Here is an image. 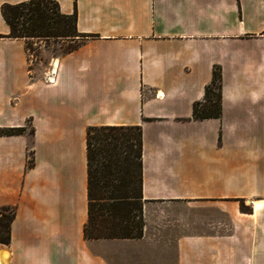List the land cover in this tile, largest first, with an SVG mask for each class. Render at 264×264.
I'll return each instance as SVG.
<instances>
[{
	"label": "crops",
	"instance_id": "obj_1",
	"mask_svg": "<svg viewBox=\"0 0 264 264\" xmlns=\"http://www.w3.org/2000/svg\"><path fill=\"white\" fill-rule=\"evenodd\" d=\"M26 1L0 0V264H264V0H53L84 37L43 59L8 37ZM216 67L222 116L191 120ZM101 126L142 127L140 239L84 238Z\"/></svg>",
	"mask_w": 264,
	"mask_h": 264
},
{
	"label": "trees",
	"instance_id": "obj_2",
	"mask_svg": "<svg viewBox=\"0 0 264 264\" xmlns=\"http://www.w3.org/2000/svg\"><path fill=\"white\" fill-rule=\"evenodd\" d=\"M2 16L10 28L9 38L26 40H70L84 37L77 29V12L65 15L58 2L29 0L5 4ZM30 47V46H29ZM79 47L75 44L66 52ZM222 105V69L213 70L212 82L204 99L193 106L192 119H220ZM26 128L1 131L2 136H18ZM34 134V130L29 132ZM88 220L86 240L140 239L144 235L143 131L141 126L89 127L86 134ZM29 168L33 167L30 160ZM244 213L251 209L241 205ZM16 210H0V244L9 245Z\"/></svg>",
	"mask_w": 264,
	"mask_h": 264
},
{
	"label": "rangeland",
	"instance_id": "obj_3",
	"mask_svg": "<svg viewBox=\"0 0 264 264\" xmlns=\"http://www.w3.org/2000/svg\"><path fill=\"white\" fill-rule=\"evenodd\" d=\"M46 40H42V43L40 44L39 41L37 40H30V49L31 52L34 54V56H40V58L43 59L42 57V53L43 52H47L48 54H53V55H57V54H61L64 51H67L69 47L75 45L72 43H63L62 46L54 43L53 41H47ZM31 131V127L28 126L27 127V132Z\"/></svg>",
	"mask_w": 264,
	"mask_h": 264
},
{
	"label": "built area",
	"instance_id": "obj_4",
	"mask_svg": "<svg viewBox=\"0 0 264 264\" xmlns=\"http://www.w3.org/2000/svg\"><path fill=\"white\" fill-rule=\"evenodd\" d=\"M30 54L32 58H35L34 54L31 51H30ZM45 76H46L45 79H46L47 84L53 85L56 83V70L55 69H52L51 71L47 72Z\"/></svg>",
	"mask_w": 264,
	"mask_h": 264
},
{
	"label": "bare ground",
	"instance_id": "obj_5",
	"mask_svg": "<svg viewBox=\"0 0 264 264\" xmlns=\"http://www.w3.org/2000/svg\"><path fill=\"white\" fill-rule=\"evenodd\" d=\"M2 249V248H1ZM8 264V263H7Z\"/></svg>",
	"mask_w": 264,
	"mask_h": 264
}]
</instances>
